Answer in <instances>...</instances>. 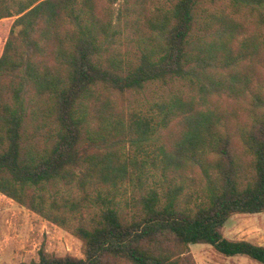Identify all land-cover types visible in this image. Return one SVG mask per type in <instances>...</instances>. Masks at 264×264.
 <instances>
[{"label": "trees", "instance_id": "1", "mask_svg": "<svg viewBox=\"0 0 264 264\" xmlns=\"http://www.w3.org/2000/svg\"><path fill=\"white\" fill-rule=\"evenodd\" d=\"M4 18L0 193L83 246L19 264H197L191 244L264 264L223 235L264 211V0H0Z\"/></svg>", "mask_w": 264, "mask_h": 264}, {"label": "rangeland", "instance_id": "2", "mask_svg": "<svg viewBox=\"0 0 264 264\" xmlns=\"http://www.w3.org/2000/svg\"><path fill=\"white\" fill-rule=\"evenodd\" d=\"M13 18L0 20V54ZM153 85L137 95L143 105L153 101ZM226 103L232 101L226 100ZM223 235L230 239H245L264 246V211L254 214H234L224 223ZM83 257L81 241L62 228L46 221L12 199L0 193V264H19L38 259V250ZM197 264H260L245 256L225 257L208 244H191Z\"/></svg>", "mask_w": 264, "mask_h": 264}]
</instances>
